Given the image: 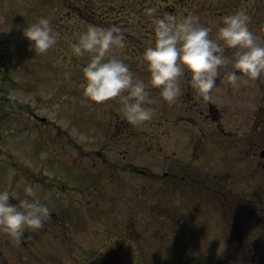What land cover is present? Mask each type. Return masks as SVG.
<instances>
[{"label": "rangeland", "instance_id": "rangeland-1", "mask_svg": "<svg viewBox=\"0 0 264 264\" xmlns=\"http://www.w3.org/2000/svg\"><path fill=\"white\" fill-rule=\"evenodd\" d=\"M250 6L261 13L251 18ZM151 8L156 9L155 17L147 14ZM238 11L250 17V30L264 40V0H0V190L16 193L14 199L20 202L31 199L24 188L32 185L43 205H70L77 225L72 243L79 253L91 237L93 252L128 242L133 251L151 249L162 255L168 246L180 251L181 231L170 235L168 222L172 218L180 229L178 223L190 206L173 195L177 188L169 178L149 179L128 166L160 174L167 169L169 156H187L184 148L190 138L203 143L201 133L207 130L199 128L212 122L209 108L215 99L236 107L256 103L260 78L234 87L223 79L227 70L221 69L211 99L205 100L185 73L181 95L173 104L161 101L159 89L149 87L157 104L146 107L155 108V115L137 127L123 118L119 98L98 105L84 99L82 69L90 55H73L71 45L88 25H116L126 46L110 55L126 63L136 79L148 83L141 56L154 43V18L198 16L215 39L223 17ZM40 18H49L59 34L57 44L43 55L29 50L30 42L23 37L24 28ZM234 52L225 49L228 57ZM41 117L50 125L43 124ZM207 169L204 177L213 182ZM83 213L88 214L86 219ZM38 232L25 229L30 249L37 246ZM134 235L145 242L134 240ZM70 237L68 233L51 246L65 262ZM11 240L16 243L0 231V264H8ZM189 246L197 249L198 242L190 241ZM37 256L43 254L38 250Z\"/></svg>", "mask_w": 264, "mask_h": 264}, {"label": "flooded vegetation", "instance_id": "flooded-vegetation-1", "mask_svg": "<svg viewBox=\"0 0 264 264\" xmlns=\"http://www.w3.org/2000/svg\"><path fill=\"white\" fill-rule=\"evenodd\" d=\"M248 11L251 18L261 13L255 6ZM256 86L260 94L256 103L242 102L236 107L215 99L214 107L209 108L212 122H204L199 128L207 130L201 133L203 143L196 144L190 138L184 148L187 156H169L167 169L160 174L128 166L133 173L145 174L149 179L169 178L177 188L173 195L190 206L178 223L180 229L172 218L168 222L170 235L178 236L181 231L183 248L178 251L168 246L158 255L151 249L133 251L130 247L133 264H264V74ZM187 160V164L182 163ZM206 166V174L212 175L213 182L204 177ZM47 207L51 218L39 230L36 248L30 249L27 234L20 243L11 240L8 264H107V249L93 252L92 237L88 238L90 243L84 244V252L79 253L72 243L77 225L70 205ZM87 215L81 214L85 219ZM68 233L70 255L65 262L51 246ZM133 238L145 242L141 236ZM190 241L198 242L197 249L190 248ZM124 244V248L131 246L129 242ZM38 250L43 257L37 256ZM109 264L121 263L113 260Z\"/></svg>", "mask_w": 264, "mask_h": 264}, {"label": "clouds", "instance_id": "clouds-1", "mask_svg": "<svg viewBox=\"0 0 264 264\" xmlns=\"http://www.w3.org/2000/svg\"><path fill=\"white\" fill-rule=\"evenodd\" d=\"M147 14L155 17L156 9H149ZM152 23L154 43L141 56L148 83L136 79L126 63L110 55L114 49L126 46L120 27L88 25L79 34L71 51L78 57L90 55L82 69L80 85L86 101L98 105L119 98L123 118L138 127L155 115V108L146 107L157 104L149 96V87L159 89L161 101L173 104L181 95V78L187 73L195 92L210 100L221 69L227 70L223 79L234 87L264 74V40L250 30V17L243 11L223 17L215 39L210 37L211 29L202 26L195 15L177 20L166 14ZM58 36L49 18H40L23 30V37L30 42L29 50L41 55L57 44ZM226 48L235 49L234 57L225 55ZM24 194L31 199H21L17 206L9 203L16 193L7 189L0 192V231L17 243L24 238L25 229L40 230L51 218L50 209L40 202L37 188L27 185Z\"/></svg>", "mask_w": 264, "mask_h": 264}, {"label": "trees", "instance_id": "trees-1", "mask_svg": "<svg viewBox=\"0 0 264 264\" xmlns=\"http://www.w3.org/2000/svg\"><path fill=\"white\" fill-rule=\"evenodd\" d=\"M1 70V69H0Z\"/></svg>", "mask_w": 264, "mask_h": 264}]
</instances>
